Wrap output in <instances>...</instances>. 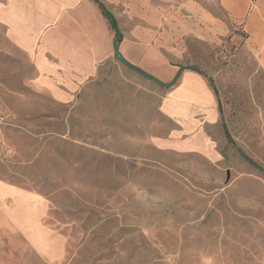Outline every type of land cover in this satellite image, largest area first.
Wrapping results in <instances>:
<instances>
[{
  "label": "rangeland",
  "instance_id": "rangeland-1",
  "mask_svg": "<svg viewBox=\"0 0 264 264\" xmlns=\"http://www.w3.org/2000/svg\"><path fill=\"white\" fill-rule=\"evenodd\" d=\"M242 21L186 43L218 102L211 155L161 146L170 87L116 56L57 98L0 24V178L47 203V253L19 264H264V63Z\"/></svg>",
  "mask_w": 264,
  "mask_h": 264
},
{
  "label": "crops",
  "instance_id": "crops-1",
  "mask_svg": "<svg viewBox=\"0 0 264 264\" xmlns=\"http://www.w3.org/2000/svg\"><path fill=\"white\" fill-rule=\"evenodd\" d=\"M100 1L122 32L120 54L161 82L176 79L161 107L176 128L161 146L216 154L205 127L220 120L217 98L203 71L183 64L186 43H219L244 17L264 63V0ZM0 24L5 40L34 59L38 83L63 100L94 78L102 62L116 58L115 32L94 0H0ZM46 208L34 190L0 178V264H19L33 243L47 253L40 239Z\"/></svg>",
  "mask_w": 264,
  "mask_h": 264
},
{
  "label": "water",
  "instance_id": "water-1",
  "mask_svg": "<svg viewBox=\"0 0 264 264\" xmlns=\"http://www.w3.org/2000/svg\"><path fill=\"white\" fill-rule=\"evenodd\" d=\"M115 55L118 57V59L123 62L124 64H126L128 67L130 68H133L135 70H137L138 72H140L142 75H144L145 77H149L150 79H152L153 81H155L158 85H163V86H166V87H172L174 85V83L176 82V79L175 81H173L172 83H164V82H161L159 79H157L155 76L149 74L148 72L146 73L145 71L141 70L140 68H138L137 66H135L134 64H130L119 52V42L116 40V43H115ZM187 68H190V66H182L181 69L184 70V69H187Z\"/></svg>",
  "mask_w": 264,
  "mask_h": 264
},
{
  "label": "trees",
  "instance_id": "trees-1",
  "mask_svg": "<svg viewBox=\"0 0 264 264\" xmlns=\"http://www.w3.org/2000/svg\"><path fill=\"white\" fill-rule=\"evenodd\" d=\"M94 1L99 5L100 10H102L103 14L105 15V17L109 22V25H111L112 30L115 32V40H117L120 43L122 41V32L120 30L115 15H113V13L109 9H107V7L100 0H94Z\"/></svg>",
  "mask_w": 264,
  "mask_h": 264
}]
</instances>
